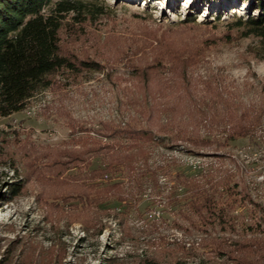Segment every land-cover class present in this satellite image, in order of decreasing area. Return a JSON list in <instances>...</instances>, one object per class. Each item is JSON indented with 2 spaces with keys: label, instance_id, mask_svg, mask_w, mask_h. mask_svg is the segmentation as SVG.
<instances>
[{
  "label": "rangeland",
  "instance_id": "374dc122",
  "mask_svg": "<svg viewBox=\"0 0 264 264\" xmlns=\"http://www.w3.org/2000/svg\"><path fill=\"white\" fill-rule=\"evenodd\" d=\"M83 1L102 13L59 31L75 68L0 116V264H232L221 240L264 264V39L236 24L248 1ZM236 125L249 131L229 140ZM128 127L150 133L118 153L132 169L101 174ZM194 185L227 223L194 212Z\"/></svg>",
  "mask_w": 264,
  "mask_h": 264
},
{
  "label": "trees",
  "instance_id": "16d2710c",
  "mask_svg": "<svg viewBox=\"0 0 264 264\" xmlns=\"http://www.w3.org/2000/svg\"><path fill=\"white\" fill-rule=\"evenodd\" d=\"M242 1H248L247 15L245 19L239 16L236 24L245 28V35L253 34L264 39V0ZM101 13V9L95 4L83 0H0V116H8L24 109L32 97L51 86V76L55 72L62 68H75L74 63L60 52L59 31L67 16L72 14L79 21ZM196 16L187 15L184 21L196 22ZM248 131L247 127L233 126L228 133V139L243 136ZM136 132L139 131L127 128L126 136L132 140L130 144L92 149V152H97L106 147L105 151L110 152L103 156L106 159L105 167L99 170L101 174L110 170L132 169L133 159L118 153L124 147L126 150L135 148L140 138L150 135L148 131H141V136ZM21 187L22 184L18 182L7 185L6 193L13 198ZM192 189L194 194L189 201L193 204L194 212L203 217L204 210L209 222L217 220L222 226L228 222L224 209H217L212 204L211 191L207 192L209 189L198 185H194ZM216 245L212 250L217 252L220 258L225 257L232 264H247L245 258L232 255L245 245L237 242L226 245L223 240ZM221 245L233 249L224 251L219 247ZM141 264L159 263L154 258L147 257Z\"/></svg>",
  "mask_w": 264,
  "mask_h": 264
},
{
  "label": "bare ground",
  "instance_id": "6f19581e",
  "mask_svg": "<svg viewBox=\"0 0 264 264\" xmlns=\"http://www.w3.org/2000/svg\"><path fill=\"white\" fill-rule=\"evenodd\" d=\"M187 2H188V0H187Z\"/></svg>",
  "mask_w": 264,
  "mask_h": 264
}]
</instances>
